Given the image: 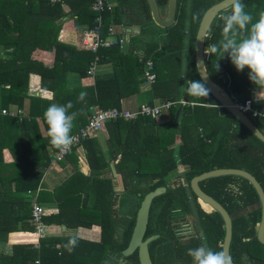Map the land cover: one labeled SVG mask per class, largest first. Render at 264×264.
<instances>
[{"label":"trees","instance_id":"obj_1","mask_svg":"<svg viewBox=\"0 0 264 264\" xmlns=\"http://www.w3.org/2000/svg\"><path fill=\"white\" fill-rule=\"evenodd\" d=\"M215 2L177 0L174 23L159 35L146 0H112L113 9L106 8L101 13L99 33L102 39L114 36V42L94 53L57 38L60 30L83 28L82 36L85 29L97 24L92 0H0V43L13 48L10 64L0 68V85H9L2 90L0 100V240L12 248L10 255L0 252V264H34L37 258L40 264H140L137 250L129 255L122 254V250L128 245L144 195L162 185L168 188L152 200L145 232V237L159 235L149 243L152 263L192 264L188 249L202 245L222 251L223 220L211 206L197 198L190 188V179L214 168H243L264 189V143L211 94L207 98L187 94V81L200 80L195 65L196 30L204 11ZM241 2L255 23L259 12L264 11V0ZM157 3L165 7L167 0ZM231 10L232 6L216 16L208 30L205 65L214 81L238 101H244L250 97L248 88L256 86L249 79L250 70L238 72L227 55L222 58L219 53L209 54L210 46L218 45L222 39V17ZM110 24H114L111 35ZM122 24L136 28L125 51L121 48V37L125 34L119 27ZM138 50L144 53L142 61L136 54ZM96 54L100 62L113 65V72L96 75L89 86L70 85L69 72L80 77L95 75H89L88 68ZM146 59H152L156 73L155 81L150 84L152 97L176 104L167 110L170 116L162 123L157 117L145 115L104 123L100 131L108 133L109 159L104 157L94 137L81 141L90 175L81 174L79 179L70 176L66 182L82 184L81 189L74 190L54 210L44 211L42 216L48 224L99 226V240L78 237V246L69 254L64 247L69 237L38 238L32 224L31 200L23 194L38 188L51 166L53 158L48 148L57 151L49 143L44 113L52 102L66 105L71 101L69 114L77 113L72 133L77 132L96 110L120 107L121 98L133 84H138ZM32 73L39 76L42 88L52 91V102L27 95ZM81 92L87 93L85 101L78 100ZM27 101V115L1 112L11 105L18 110L24 108ZM252 104L257 106L255 102ZM179 107L180 114L175 120ZM249 117L260 130L264 128L263 118ZM3 149H7L10 161H4ZM110 161L121 176L119 194L113 190L111 180L103 176L110 171ZM177 168H181L180 173L168 178ZM12 184L13 192L9 189ZM199 185L231 216L230 255L234 264H264V244L256 237L261 207L252 184L237 175H220L206 178ZM90 188L95 199L89 208ZM82 191L84 195L78 198ZM181 222L190 223V231L183 229Z\"/></svg>","mask_w":264,"mask_h":264},{"label":"crops","instance_id":"obj_2","mask_svg":"<svg viewBox=\"0 0 264 264\" xmlns=\"http://www.w3.org/2000/svg\"><path fill=\"white\" fill-rule=\"evenodd\" d=\"M82 29L83 28L75 27L73 30L72 29L60 30L57 38L62 42L76 46L78 49H85V46H83L81 41ZM108 38L110 40H113L115 37L110 36ZM121 43H122L121 48L123 51H125L128 48L127 44H129V36L127 34H124L121 37ZM12 51L13 48L11 46H9L8 44L0 43V68L1 67L3 68V66L5 65L7 66L10 64V60L12 58ZM136 52H137L136 54H139V60H141L144 53L141 50H138ZM99 59L100 56L96 62L97 65H96L94 77L96 75H103V76L110 75L114 69L113 65L110 62H100ZM245 69L246 71L249 70L247 68ZM94 77H90V76L80 77L77 73L74 72H69L67 75L69 84L72 86L92 85L94 81ZM28 81H29V85H28L27 95L29 97L39 98L41 100H46L51 102L53 101L52 91L44 89L40 86V78L37 74L34 73L30 74ZM141 81H138V84H133L132 88H130L129 92H127V95L121 98L120 107L130 110H135L136 108H138L143 104L146 103L157 104L161 101L158 98L152 97L150 84H147L144 79L142 82ZM8 86L9 85L7 83H3L0 85V100H1L2 90L8 88ZM248 89L250 93L249 98L252 99L253 103L254 102L257 103V106L255 107L258 110L264 111V89H259L257 86H253ZM232 97L234 98L235 102H243V101H238L234 96ZM8 110H15L19 112L21 115H27L28 101L26 102L24 108L18 110L14 105H11ZM166 119H168V117H164L158 120V122L162 123L166 121ZM92 137H94L97 140V142L100 144L104 157L106 159H109V151L106 143V140L108 138V133L106 131L105 132L100 131ZM48 150L50 151L51 155L54 153V151H52L50 147L48 148ZM3 154L5 159L4 161H10V155L7 152V149H3ZM51 163H52L51 166H49L46 172L44 173L39 187L33 189V191L36 192L37 201L41 204L43 210L46 211V213L47 211L49 212L52 209L54 210L57 204L60 201H64L65 197H68L71 194H73L75 192L74 190L81 189L82 184L81 185L77 184V182L75 184H73L72 182H66L70 176L79 179L81 177L80 176L81 174L84 176L90 175V168L85 158V151L83 145H78L77 147H75V149L72 151L69 157L63 158L60 162L52 160ZM109 165H110V171L106 172L103 176L111 180L113 190L117 194H119L122 190L121 176L116 172V169L114 167L115 166L114 162L110 161ZM8 173L9 172H6V175H9ZM83 181L85 182L86 180ZM119 187H121L120 188L121 190L119 189ZM9 189H11L10 190L11 192L14 191L13 184L12 186L9 187ZM23 194L27 195V191L24 192ZM83 195H84V191L79 193L78 198H81ZM28 199L31 200L30 196H28ZM94 199H95V192L93 189L90 188L87 195V205H88L87 207L89 208L92 207L94 203L93 202ZM45 224H46L45 237L66 239L68 237L75 235L82 239L94 240V241L99 240L100 237V228L97 224H93L88 227L86 226L67 227L59 223H51V224L45 223ZM0 252L10 255L12 253L11 245L0 240Z\"/></svg>","mask_w":264,"mask_h":264},{"label":"water","instance_id":"obj_3","mask_svg":"<svg viewBox=\"0 0 264 264\" xmlns=\"http://www.w3.org/2000/svg\"><path fill=\"white\" fill-rule=\"evenodd\" d=\"M149 6L150 15L153 22L162 27L168 28L175 21V10H176V0H168L166 4V11L164 17L160 16L159 7L156 0H146ZM233 0H220L212 5H210L203 13L200 22L198 24L195 39H194V51H195V65L196 70L199 75L200 80H206L207 87L210 89V94L219 102L221 107L227 109V111L232 114L241 125L246 127L252 134H254L259 140L264 143V132L259 129V127L252 121V119L242 112L234 98L213 78L210 76L205 65V38L208 34V30L219 13L232 6ZM72 14H69L71 17ZM181 107L178 108L175 114V120L178 118ZM220 175H237L247 179L254 187L260 201L261 215L260 221L256 229L257 240L264 244V189L256 177L243 168H233V167H222L214 168L208 171H204L198 175L193 176L190 179V188L193 193L199 198L203 203L211 206L213 210L219 213L224 223V236L222 241V251L231 258L230 255V243L232 239V219L226 208L217 201L214 197L206 193L199 185V182L209 178ZM167 185H162L154 188L153 190L147 192L140 202V205L136 212L135 223L131 233L130 240L127 247L122 250V254L129 255L137 250L138 259L140 264H153L149 252V243L156 239L159 235L152 234L147 237L145 232L147 229L149 210L151 207L152 200L163 194L167 190ZM19 222V226H20ZM232 264H234L231 258Z\"/></svg>","mask_w":264,"mask_h":264},{"label":"clouds","instance_id":"obj_4","mask_svg":"<svg viewBox=\"0 0 264 264\" xmlns=\"http://www.w3.org/2000/svg\"><path fill=\"white\" fill-rule=\"evenodd\" d=\"M245 9L241 0H233L231 13L222 17V39L218 45L210 46L209 54L219 53L222 58L227 55L238 72L249 69V79L259 89H264V11L259 12L258 20L253 23V16ZM186 91L194 98H207L210 94L206 80L187 81ZM86 96V92H81L78 100L85 101ZM72 107L71 101L66 105L52 103L44 113L49 143L60 152L69 150L73 143L72 129L77 113L69 114ZM78 241L75 235L68 238L64 247L69 254L78 246ZM187 254L192 264H232L226 252L213 251L203 245L188 249Z\"/></svg>","mask_w":264,"mask_h":264},{"label":"built area","instance_id":"obj_5","mask_svg":"<svg viewBox=\"0 0 264 264\" xmlns=\"http://www.w3.org/2000/svg\"><path fill=\"white\" fill-rule=\"evenodd\" d=\"M51 2H59L61 0H50ZM112 0H92L91 8L93 11L97 12L96 22L97 24L93 28L85 29L82 32L81 41L83 46L90 49L92 52L97 53V50L101 46H108L114 41L110 40L106 36L105 38H100L99 29L102 24L101 13L107 8L112 10ZM108 34H114V24H110L108 28ZM99 55L96 54L94 61L88 68V74L93 75L96 70V62ZM142 61V59L140 60ZM95 68V69H94ZM142 77L148 84H151L156 79V73L154 71V63L152 59H146L143 61ZM182 104L186 102L183 100L179 101ZM252 99H246L243 102H236L238 108L253 118H263L264 111L258 110L253 106ZM176 104L175 101H162L157 104H143L136 108L135 110H130L122 107H109L106 109H98L92 113L88 122L82 126L77 132L72 133L74 137L73 143L69 150L66 152L54 151L52 158L54 161H61L67 154L71 153L75 147L80 145L81 141L96 135L102 128V125L108 120L122 119H136L139 115L151 116L153 118L158 117L162 112L167 111L170 107ZM3 114L16 115L15 110L2 109ZM27 195L31 198L32 204V224L34 225L36 235L38 238L46 236V225L42 220L44 214L43 207L39 204L36 197V192L33 190H27ZM38 247V244H35ZM34 264H40L39 258L34 260Z\"/></svg>","mask_w":264,"mask_h":264},{"label":"flooded vegetation","instance_id":"obj_6","mask_svg":"<svg viewBox=\"0 0 264 264\" xmlns=\"http://www.w3.org/2000/svg\"><path fill=\"white\" fill-rule=\"evenodd\" d=\"M157 1V0H156ZM168 1V0H167ZM188 1H191V0H188ZM218 1H220V0H216V2H218ZM215 2V3H216ZM158 4V3H157ZM214 4V3H213ZM176 5H177V0H176ZM158 7H159V13H160V16L161 17H164V15H165V11H166V6L165 7H162V6H160L159 4H158ZM231 8V6L229 7V8H227V9H225V10H222L221 12H225V11H228L229 9ZM220 12V13H221ZM175 13H176V10H175ZM219 13V14H220ZM152 22H153V20H152ZM154 23V22H153ZM155 24V23H154ZM156 25V24H155ZM157 26V32H158V34L159 35H163L164 33H163V29H165V28H162V27H160V26H158V25H156ZM120 28H121V30L125 33V34H127L128 36H130V35H133V34H136L135 33V31L136 30H134V29H136V28H134L133 26L132 27H126V26H124L123 24L121 25V26H119ZM162 29V30H161ZM137 30H139L138 28H137ZM180 225H181V227L183 228V229H189V231H190V223H180ZM180 225H178V228H180ZM187 231V230H186ZM145 237V236H144Z\"/></svg>","mask_w":264,"mask_h":264},{"label":"rangeland","instance_id":"obj_7","mask_svg":"<svg viewBox=\"0 0 264 264\" xmlns=\"http://www.w3.org/2000/svg\"><path fill=\"white\" fill-rule=\"evenodd\" d=\"M156 29H157V26H156ZM162 30V29H161ZM206 53H208V48H206ZM184 58V57H183ZM185 59V58H184ZM182 64H184V61H183V63ZM95 69V68H94ZM94 74H95V72H94ZM90 77H94V76H90ZM141 78H142V75L140 76V74L138 75V79H139V81H141ZM142 81H143V79H142ZM141 81V82H142ZM147 83V82H146ZM148 84V83H147ZM163 113V115L161 116V115H159L158 116V118H157V120H160V119H162V118H164V117H168L169 118V116H170V113H169V111H164V112H162ZM167 120V119H166ZM262 131L264 132V128L262 127ZM180 171H181V168H177L175 171H173L169 176H168V178H173L174 177V175L175 174H178V173H180ZM121 187H119V189H120ZM121 190V189H120ZM122 191V190H121ZM187 231H189V229H187Z\"/></svg>","mask_w":264,"mask_h":264}]
</instances>
